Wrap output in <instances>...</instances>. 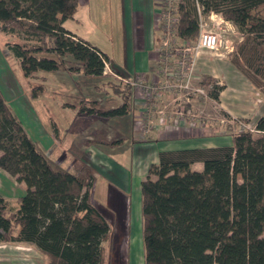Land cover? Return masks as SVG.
<instances>
[{
	"label": "trees",
	"instance_id": "16d2710c",
	"mask_svg": "<svg viewBox=\"0 0 264 264\" xmlns=\"http://www.w3.org/2000/svg\"><path fill=\"white\" fill-rule=\"evenodd\" d=\"M197 2L242 34L232 63L264 92V0H180L177 36L186 41L200 33ZM77 7L78 0H0V32L16 40L6 45L26 78L67 62L86 77H102L105 62L119 74L105 52L63 26ZM122 95L117 107L64 105L123 117L132 93ZM0 169L27 186L16 206L0 194V244H33L46 264H109L111 228L93 203L94 176L57 169L1 90ZM140 196L145 264H264V114L231 144L160 151Z\"/></svg>",
	"mask_w": 264,
	"mask_h": 264
},
{
	"label": "rangeland",
	"instance_id": "374dc122",
	"mask_svg": "<svg viewBox=\"0 0 264 264\" xmlns=\"http://www.w3.org/2000/svg\"><path fill=\"white\" fill-rule=\"evenodd\" d=\"M171 8L175 11V7ZM199 21L200 33L204 30L220 33L219 49L198 48L200 33L197 40L186 41L177 36L176 26L169 29L163 27L162 23L154 36L156 58L152 67L155 76L146 81L148 84L164 83L167 65L176 71L175 62L182 59L183 50L189 48L185 52L190 62V76L187 81L189 87L180 88L174 94L161 92L157 100L152 96L155 110L165 111L163 122L158 112L147 113L143 98L146 97L143 92L145 85L142 86V81L138 78L147 79L145 75L134 76L135 72L132 71L130 77H126L110 68L112 72L103 74L100 78H91L77 71H69L67 68L70 64L67 62L65 69L50 73L39 72L28 79L22 74L15 59L5 52L6 43L16 40L0 32L1 92L8 103L14 104L20 112L27 133L39 146H43L51 163L57 169L78 173L81 176H85L88 170L93 168L90 162L97 149L103 150L114 160L127 166L128 157L133 155L134 146L137 144L135 138L138 134L145 135L141 131L147 127L144 126L145 122L139 123V119L146 116L150 118L153 116L155 126L146 137L140 136L141 140L149 139L157 126H162L180 134L186 132L198 134L205 131L206 134H211V143L231 144L236 134L254 129L260 110H264V92L232 63V55L243 41L238 29L219 14L216 17L212 13H202ZM77 28L82 34H87L88 37L85 38L89 42L101 44V48L110 54L114 68L123 71L128 66L135 70L136 63L138 68L141 67L143 53L139 52L134 58L132 46L129 45L126 50L121 27H89L86 24L85 27ZM126 52L129 54L128 58ZM165 56L168 58L164 59ZM185 80L179 77V82L185 83ZM140 90L142 93L138 94ZM129 91L132 93L129 97L131 113L123 117H79L75 120L73 112H78V108L64 110L60 106L67 101L80 106L82 99H88L96 100L102 108L117 107L124 102L122 93L127 94ZM215 93H218V98H214ZM137 106L144 111L135 117L136 110H139ZM192 116H195L194 119L197 121L194 126L198 127H190L189 130L188 120L191 121ZM135 119L137 120L134 128L138 134L133 131ZM204 128L206 129L203 130ZM55 133H59L62 141H56L54 138L55 144L50 147L49 141ZM111 136L115 142L111 147L101 148L94 142V146L90 148L86 146L89 138L106 140ZM197 143L201 144V141L198 140ZM1 172L7 177H12L2 170ZM106 177L110 179L108 175ZM1 192L7 196L4 191ZM132 196L130 209L129 206L125 208L118 206L113 209L112 205H109V210H105L113 229L109 250V261H112V264H144L141 201L137 204L134 194H131V198Z\"/></svg>",
	"mask_w": 264,
	"mask_h": 264
},
{
	"label": "crops",
	"instance_id": "0c3cea01",
	"mask_svg": "<svg viewBox=\"0 0 264 264\" xmlns=\"http://www.w3.org/2000/svg\"><path fill=\"white\" fill-rule=\"evenodd\" d=\"M179 1L180 0H78V7L73 18L66 20L63 26L85 40H87L85 38L88 37L87 34L84 35L79 32L77 27H85L86 24L89 25V27H121L123 29V40L126 50H128L129 45H131L134 58H136L140 52L143 53L145 59L143 57V63L140 68H138L136 63L135 70H131L128 66H126L123 71L117 68L114 69L119 71V73H124L126 77H130L129 74L134 71V76L143 74L147 79H151V77L153 78L155 76V70L152 67V63L156 58L154 36L158 32L157 28L160 27V24H164L161 14L167 8L175 7ZM90 43L105 52L101 48L100 43ZM5 52L15 59L7 45L5 46ZM106 54L109 56L110 63L112 64L110 54ZM128 57L129 54L126 52V58ZM67 102L61 103L60 106L64 110H76L75 108L65 106L64 104ZM11 107L13 112L21 119L25 130H27L20 112L17 111L14 104H11ZM143 111L144 109L136 110L135 117L138 113L141 114ZM260 111L259 117L264 114V110ZM73 113L75 114V120L79 117L99 118L97 115L88 116L85 114H78V112L75 111ZM129 113H131V111H129ZM136 120L137 119H135L133 123V131L138 134V131L134 128ZM167 127L171 128L172 126ZM188 129L191 130L190 126ZM205 129L206 128L203 130ZM140 136L138 134L137 138L134 140L137 144L134 146L133 155H131V157L129 155L128 157L129 160L126 162L127 166L125 163L123 164L116 159L114 160L109 154H106L100 149H97L94 156H92L93 160L90 162L93 164V168L88 170L87 174H92L95 179L92 187L93 203L108 221L111 231H113L112 225L106 216L105 210H109V205H112L111 208L113 209H116L118 206L121 208L129 206L130 209L133 199V196L131 198V194H134L137 204L141 201V183L147 179L150 165H157L159 163L160 151L190 147L217 146V144L210 142L212 141L211 134H206L205 131L198 134L190 132L180 134L177 131L174 132L173 129L168 130L162 128V126H157L156 130L148 137L149 139L141 140L139 138ZM51 138L52 141H49L50 147L55 144L54 138L56 141H62L59 133H55ZM113 139V136L106 140L89 138L86 146L90 148L94 146L95 143L97 144L96 146H101V148L111 147L112 144H114ZM198 140L201 141V144L197 143ZM41 147L43 149V146ZM43 151L45 152L44 149ZM193 168L200 171L203 165L202 163H196ZM107 175L110 179L106 177ZM98 184H100L99 187ZM26 190L27 186L24 183L18 182L14 177H7L0 169V194L4 196L12 206H16L18 198L24 195ZM1 191H4L7 196ZM0 264H46V259L33 244L1 243ZM109 264H112V261H109Z\"/></svg>",
	"mask_w": 264,
	"mask_h": 264
},
{
	"label": "built area",
	"instance_id": "2783aa9c",
	"mask_svg": "<svg viewBox=\"0 0 264 264\" xmlns=\"http://www.w3.org/2000/svg\"><path fill=\"white\" fill-rule=\"evenodd\" d=\"M197 6H198L199 14H200V19H201L202 8L199 6L198 2H197ZM212 15L218 17V14L212 13ZM162 20L164 22L163 27H169V29H170V27L176 26V24L178 23V17L175 15L174 9L171 7L166 9L163 12ZM220 43H221V37H220L219 32L212 31V30H204L200 33V37H199V41H198V48L215 50V49L220 48ZM175 49L178 51L181 50V48H175ZM187 50H189L188 47L183 50V52H184L182 55L183 58L179 59V60H177V62H175L176 71H173V69L171 70V68H173V67L169 68V65H167V68L165 69L166 73L164 72L165 73L164 81L166 80L164 83L163 82H157L156 84L155 83L148 84V83H146V81L148 79L138 77L142 81V86L145 85L143 92L146 95V97H143V98H144L145 105L147 106V113L151 114L152 112H154V113L158 112V114L160 115V120L162 122L164 119L165 111L163 109L155 110V104H152V102H153L152 100L154 99V98H152V96H155V100H157L158 94H161V92L174 94L180 88H188L189 87V84L187 83V81L189 80V76H190V74H189L190 62H189V56L185 55V52ZM167 58L168 57L165 56L164 59H167ZM165 63H168V62L165 61ZM110 68H111L110 64L108 62H105L103 74H107L108 72H112L110 70ZM168 70H170L171 72L169 73ZM179 77H181L182 80L186 79L185 80L186 82L185 83H184V81L179 82ZM136 84H138V83H136ZM139 93L140 94L142 93L141 90H140V92H138V94ZM192 117H193L192 119L190 118L191 121L188 120L190 127H193L197 123V121L194 119L195 116H192ZM143 118L144 119H141V118L139 119V123H142V121L145 122L144 126H146L147 129L146 130L143 129L141 132H142V134H145L144 136L146 137L148 135V133L150 131H152V128H154L155 123L153 120V116H151V118L147 117V116L143 117ZM188 119H189V117H188ZM183 120L185 121L186 119L183 118ZM251 131H254V129H251ZM144 136H142V137H144Z\"/></svg>",
	"mask_w": 264,
	"mask_h": 264
}]
</instances>
